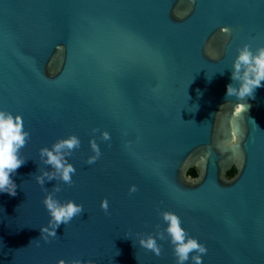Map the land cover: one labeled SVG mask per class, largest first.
Masks as SVG:
<instances>
[{
  "label": "water",
  "instance_id": "water-1",
  "mask_svg": "<svg viewBox=\"0 0 264 264\" xmlns=\"http://www.w3.org/2000/svg\"><path fill=\"white\" fill-rule=\"evenodd\" d=\"M245 43L264 45V0H0V108L30 134L0 264H176L166 235L158 255L138 242L165 211L202 264H264V87L226 96ZM71 134L72 183H37L39 150ZM47 192L84 211L45 239Z\"/></svg>",
  "mask_w": 264,
  "mask_h": 264
},
{
  "label": "clouds",
  "instance_id": "clouds-1",
  "mask_svg": "<svg viewBox=\"0 0 264 264\" xmlns=\"http://www.w3.org/2000/svg\"><path fill=\"white\" fill-rule=\"evenodd\" d=\"M223 74V71H220ZM230 83L226 85V96L235 97L243 101L254 96L256 89L264 87V45L253 49L245 43L237 49L230 66ZM243 104L237 105V110L243 108ZM29 132L24 128L23 119L20 114H13L0 108V193H8L15 196L17 184L13 179L16 170L26 163L22 158L20 150L29 138ZM103 137L108 139L109 133L105 131ZM95 154L90 156L88 163H93L99 157V149L92 141ZM80 145V140L75 134L58 139L50 147L45 146L39 150L40 162L47 167L41 170L36 176L37 183L42 186L46 181L60 180L65 184L72 183L75 173L74 165L68 157L75 148ZM59 186L54 187L58 192ZM136 186H130L129 191L135 192ZM44 205L49 212L50 221L47 227L40 229L41 235L56 236V229L61 224H68L71 220L84 211L83 206L71 199L61 202L54 195V192H47L44 197ZM102 207L107 211V202L102 203ZM165 222L164 232H158L156 236L148 235L141 237L139 245L150 249L153 253H160V246L157 237L160 239L166 235L173 245L176 256V264H185L191 259L194 264H202V255L207 252L205 244L191 237L183 228L178 215L171 211L162 213ZM191 254V255H190Z\"/></svg>",
  "mask_w": 264,
  "mask_h": 264
},
{
  "label": "trees",
  "instance_id": "trees-1",
  "mask_svg": "<svg viewBox=\"0 0 264 264\" xmlns=\"http://www.w3.org/2000/svg\"><path fill=\"white\" fill-rule=\"evenodd\" d=\"M235 173H236V170L232 169L229 171L228 175L232 177V176H234ZM188 175L191 176L192 178L197 177V175H198L197 168L193 167V168L189 169Z\"/></svg>",
  "mask_w": 264,
  "mask_h": 264
},
{
  "label": "flooded vegetation",
  "instance_id": "flooded-vegetation-1",
  "mask_svg": "<svg viewBox=\"0 0 264 264\" xmlns=\"http://www.w3.org/2000/svg\"><path fill=\"white\" fill-rule=\"evenodd\" d=\"M235 175V174H234Z\"/></svg>",
  "mask_w": 264,
  "mask_h": 264
}]
</instances>
